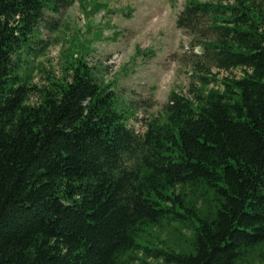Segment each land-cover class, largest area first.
Here are the masks:
<instances>
[{"label": "trees", "instance_id": "1", "mask_svg": "<svg viewBox=\"0 0 264 264\" xmlns=\"http://www.w3.org/2000/svg\"><path fill=\"white\" fill-rule=\"evenodd\" d=\"M74 1L0 0V264H264V0L186 1L197 67L242 75L141 134L84 57L33 85Z\"/></svg>", "mask_w": 264, "mask_h": 264}, {"label": "rangeland", "instance_id": "2", "mask_svg": "<svg viewBox=\"0 0 264 264\" xmlns=\"http://www.w3.org/2000/svg\"><path fill=\"white\" fill-rule=\"evenodd\" d=\"M186 1L75 0L56 19V31L42 33L46 49L31 62L33 85L43 88L49 79H62L72 58L84 57L100 81L113 88L121 105L135 114L129 126L143 133L147 122L164 116L171 92L192 98L203 77L211 80V89L217 85L214 78L242 75L240 70L212 68L208 73L197 67L203 63L202 49L176 27ZM38 101L34 94L31 103ZM183 234L190 236L187 230ZM162 239L176 240L167 231Z\"/></svg>", "mask_w": 264, "mask_h": 264}]
</instances>
